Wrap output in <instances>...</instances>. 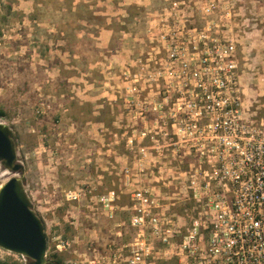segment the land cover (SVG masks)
I'll return each instance as SVG.
<instances>
[{
  "label": "rangeland",
  "instance_id": "rangeland-1",
  "mask_svg": "<svg viewBox=\"0 0 264 264\" xmlns=\"http://www.w3.org/2000/svg\"><path fill=\"white\" fill-rule=\"evenodd\" d=\"M174 1L0 0V122L18 139L49 259L62 253L67 263L103 249L119 232V243L132 240L130 192L139 186L176 202L169 211L177 216L189 207L182 173L195 158L179 159L178 147L151 139L160 131L155 120L170 112L168 105L161 115L152 109L163 103L165 84L135 81L147 72L138 59L151 51L150 27ZM204 1L186 0L194 7L190 24L210 23L214 36L238 41L239 87L254 118L264 119V0H216L219 8L208 16ZM142 147L147 157L140 160ZM126 168L134 173L129 187ZM13 176L0 164V187ZM113 190L119 199L111 218L97 200ZM63 242L70 246L61 251ZM0 258L30 262L1 248Z\"/></svg>",
  "mask_w": 264,
  "mask_h": 264
},
{
  "label": "built area",
  "instance_id": "built-area-1",
  "mask_svg": "<svg viewBox=\"0 0 264 264\" xmlns=\"http://www.w3.org/2000/svg\"><path fill=\"white\" fill-rule=\"evenodd\" d=\"M193 8L178 0L163 9L150 27L151 51L138 59L147 72L135 75L137 82L165 84L163 103L152 109L161 115L168 105L170 112L155 120L160 131L151 139L178 147L173 151L179 159L195 158L182 173L189 207L177 216L169 211L176 202L163 203L160 193L139 186L130 192L134 238L119 243V232L103 249L94 246L66 264H264V119L254 118L239 87L238 41L214 36L210 23L191 25ZM218 8L216 0H205L201 10L208 16ZM139 154L146 158V149ZM124 176L129 187L132 169ZM118 199L113 190L97 201L113 218Z\"/></svg>",
  "mask_w": 264,
  "mask_h": 264
},
{
  "label": "water",
  "instance_id": "water-1",
  "mask_svg": "<svg viewBox=\"0 0 264 264\" xmlns=\"http://www.w3.org/2000/svg\"><path fill=\"white\" fill-rule=\"evenodd\" d=\"M0 164L14 175L0 187V248L29 259V264H57L48 258L45 225L26 189V169L19 160L18 139L1 122Z\"/></svg>",
  "mask_w": 264,
  "mask_h": 264
},
{
  "label": "trees",
  "instance_id": "trees-1",
  "mask_svg": "<svg viewBox=\"0 0 264 264\" xmlns=\"http://www.w3.org/2000/svg\"><path fill=\"white\" fill-rule=\"evenodd\" d=\"M8 11H9V13H11V6H8ZM8 11H7V13H8ZM0 115L3 116L4 113L1 112ZM93 246H96V245L94 244ZM50 259L57 264H66L64 261V257H63L62 253L52 254L50 256ZM0 264H21V263L17 260H13V259H1L0 258Z\"/></svg>",
  "mask_w": 264,
  "mask_h": 264
}]
</instances>
